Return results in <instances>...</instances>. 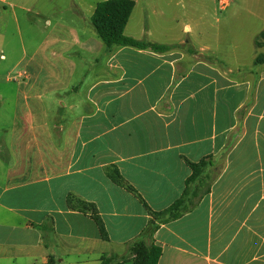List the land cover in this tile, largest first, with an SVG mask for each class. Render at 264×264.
<instances>
[{
    "label": "crops",
    "instance_id": "crops-1",
    "mask_svg": "<svg viewBox=\"0 0 264 264\" xmlns=\"http://www.w3.org/2000/svg\"><path fill=\"white\" fill-rule=\"evenodd\" d=\"M133 1L124 33L173 48L108 49L94 29H74L63 80L17 84L31 95L0 119V264H132L129 242L148 213L105 167L158 211L180 196L186 161L205 157L215 177L195 207L154 232L157 264H264V63H254L263 28L247 34L241 60L238 35L210 19L214 0ZM97 3L87 15L73 2L60 9L90 22ZM230 6L264 25V0L221 8ZM72 55L83 79L72 78ZM70 193L95 204L107 239L66 206Z\"/></svg>",
    "mask_w": 264,
    "mask_h": 264
},
{
    "label": "rangeland",
    "instance_id": "rangeland-1",
    "mask_svg": "<svg viewBox=\"0 0 264 264\" xmlns=\"http://www.w3.org/2000/svg\"><path fill=\"white\" fill-rule=\"evenodd\" d=\"M16 1V6L0 8V119L3 122L9 121L18 108L24 107L21 99L23 96L31 95L30 90L19 92L17 84L28 81L30 86L36 87L43 83L63 80L62 69L65 61L70 58L67 52L78 48L77 40L70 31L93 29L89 21L76 18L70 11L62 13L60 8L68 6L71 2L77 3L84 15H87L88 10L102 0ZM213 7L215 13L210 15L212 23L220 32L238 35V57L243 60V45L248 42L247 34L257 32L259 28H264V25L244 20V11L240 8H221L218 0H214ZM38 10H41L43 15H38ZM58 12L61 19L54 20L49 16ZM215 18H218L219 22ZM250 47L254 48L253 41H250ZM72 58L73 55V80L83 79L82 65Z\"/></svg>",
    "mask_w": 264,
    "mask_h": 264
},
{
    "label": "trees",
    "instance_id": "trees-1",
    "mask_svg": "<svg viewBox=\"0 0 264 264\" xmlns=\"http://www.w3.org/2000/svg\"><path fill=\"white\" fill-rule=\"evenodd\" d=\"M134 7L133 0H102L90 17V22L97 38L108 49L114 46H131L139 49H149L155 52H165L175 45L160 44L152 41L138 40L124 33L125 25ZM256 47L264 45V28L254 39ZM255 64L264 63V54L258 53L254 58ZM191 174L184 182L180 196L162 210H152L137 193V191L123 178L115 165L105 167L106 175L117 185L133 193L143 204L148 213V219L140 234L129 242L127 256L132 264H157L161 248L151 239L161 224H165L181 217L196 206L203 194L207 193L215 175L211 174L212 158L205 157L197 162L186 161ZM66 206L71 210L87 213L95 221L103 239L107 233L102 219L94 203L81 199L74 194L66 196ZM114 258L103 257L100 264H109Z\"/></svg>",
    "mask_w": 264,
    "mask_h": 264
},
{
    "label": "built area",
    "instance_id": "built-area-1",
    "mask_svg": "<svg viewBox=\"0 0 264 264\" xmlns=\"http://www.w3.org/2000/svg\"><path fill=\"white\" fill-rule=\"evenodd\" d=\"M221 7L226 6L229 3V0H218Z\"/></svg>",
    "mask_w": 264,
    "mask_h": 264
}]
</instances>
